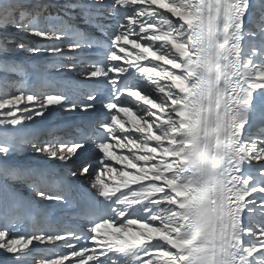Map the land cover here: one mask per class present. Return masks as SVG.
Here are the masks:
<instances>
[{
    "label": "snow or ice",
    "instance_id": "obj_1",
    "mask_svg": "<svg viewBox=\"0 0 264 264\" xmlns=\"http://www.w3.org/2000/svg\"><path fill=\"white\" fill-rule=\"evenodd\" d=\"M0 264H264V0H0Z\"/></svg>",
    "mask_w": 264,
    "mask_h": 264
},
{
    "label": "rangeland",
    "instance_id": "obj_2",
    "mask_svg": "<svg viewBox=\"0 0 264 264\" xmlns=\"http://www.w3.org/2000/svg\"><path fill=\"white\" fill-rule=\"evenodd\" d=\"M58 2H63V0H58ZM8 34H9V36L11 38H14L16 40H23L26 43H42L43 42V41L39 40V38H35V37H31V36H26V35H23V34H17L12 29H9L8 30ZM41 59H43V58L41 57ZM28 191L29 190L25 187L24 188L25 194H28Z\"/></svg>",
    "mask_w": 264,
    "mask_h": 264
},
{
    "label": "bare ground",
    "instance_id": "obj_3",
    "mask_svg": "<svg viewBox=\"0 0 264 264\" xmlns=\"http://www.w3.org/2000/svg\"><path fill=\"white\" fill-rule=\"evenodd\" d=\"M81 188L84 189V190H89L90 189V185L86 181H84V182L81 183ZM76 200H77V202H79L80 194L76 195Z\"/></svg>",
    "mask_w": 264,
    "mask_h": 264
}]
</instances>
